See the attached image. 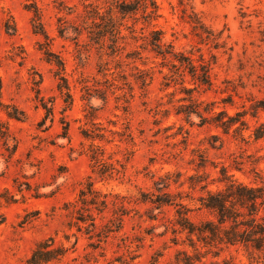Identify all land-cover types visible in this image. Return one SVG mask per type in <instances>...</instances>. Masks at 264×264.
I'll return each mask as SVG.
<instances>
[{
  "label": "rangeland",
  "instance_id": "1",
  "mask_svg": "<svg viewBox=\"0 0 264 264\" xmlns=\"http://www.w3.org/2000/svg\"><path fill=\"white\" fill-rule=\"evenodd\" d=\"M117 1L0 0V264H27L49 238L68 252L48 264L175 262L196 252L173 232L179 207H159L157 196L173 195L199 223L211 218L199 199L224 187L222 168L245 184L264 181V139L253 137L264 124V0H157L149 24L142 11L123 19L115 9L124 39L114 50L109 37L89 39V12ZM154 29L176 54L209 66L210 87L153 51ZM191 97L204 116L209 104L247 127L226 132L178 114ZM94 148L118 172L98 174ZM88 182L109 203L92 211L94 231L66 208ZM121 215V229L103 235ZM219 249H202L199 264H249L242 248L223 246L218 258Z\"/></svg>",
  "mask_w": 264,
  "mask_h": 264
},
{
  "label": "trees",
  "instance_id": "2",
  "mask_svg": "<svg viewBox=\"0 0 264 264\" xmlns=\"http://www.w3.org/2000/svg\"><path fill=\"white\" fill-rule=\"evenodd\" d=\"M121 15V18L136 16L140 11L143 13V19L149 24L159 17V5L157 0H119L116 7L108 9L105 14H101L100 9H94L89 12L90 18L94 21L90 27L89 39L100 44L102 40L109 37L112 45L111 49H117L118 41L124 39L122 35L121 25L116 19V11ZM99 20L100 22H98ZM36 32L44 34L43 24L36 12L35 25ZM151 39L148 41L149 46L152 47L158 55H161L165 60L173 57L178 59L180 67L172 64L173 68L180 70L184 68L199 82L201 85L211 86L210 68L206 64L196 66L190 58L183 55L176 54L171 47L165 46L162 42V33L158 30H152ZM116 52V51H114ZM188 93L190 90H186ZM69 97V94H67ZM191 104L182 106L178 110V114H185L188 117L196 115L201 119L202 124L214 122L218 127L229 131L236 123H240L241 127H247L245 120H242V115L235 120L227 117L224 112L219 114H212L211 105L204 108V116L200 110L203 103H196L190 98ZM47 110V118L51 116V109L44 106ZM24 114H13L14 117H22ZM0 133H4L0 130ZM67 136V129H65L64 137ZM130 137V136H129ZM256 140L264 139V124L259 125L253 134ZM93 154L90 156L92 161L98 168V174L101 176L111 175L118 170L112 165L108 164L103 159V152L98 148H94ZM222 178L219 180L224 184V187L217 191L207 190L206 194L199 199L201 209L206 210L211 218L202 220L199 223L192 221L188 214L190 209L181 202H176L173 195L164 193L156 197L153 203L159 205H176L177 210L176 224L179 227L173 229L174 233H187L190 246L196 252L195 255H190L187 250H181L175 257V262L167 264H199L203 257L202 249H206V255L211 253L213 249L220 248L214 252V256L220 258L223 252V246L226 248L235 247L242 248L248 255L249 264H264V181L260 184H245L229 175L226 168L221 170ZM167 185V182H166ZM207 186L202 189L206 190ZM78 203L82 204V208H78ZM109 203L107 196H103L101 192L94 189V184L88 182L84 184V188L80 190L79 200L75 203L66 205L67 209L72 208V212H76L78 222L87 225V230L93 231L97 228L96 218L92 211L103 213L108 209ZM123 223L122 215L118 217L111 226H105L107 229L103 235L121 229ZM174 225V226H175ZM81 229V228H80ZM101 237L100 235H97ZM194 238L197 240L195 241ZM68 252V248L64 246L55 247V240L49 238L39 243L33 251L31 257L27 260V264H48L52 261H58ZM214 264H221L220 262ZM222 264H240L236 263L233 258L222 260Z\"/></svg>",
  "mask_w": 264,
  "mask_h": 264
}]
</instances>
